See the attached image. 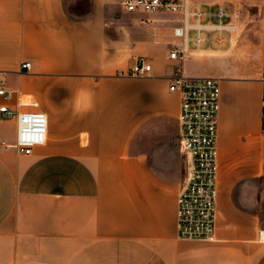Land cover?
Wrapping results in <instances>:
<instances>
[{
    "label": "crops",
    "instance_id": "crops-1",
    "mask_svg": "<svg viewBox=\"0 0 264 264\" xmlns=\"http://www.w3.org/2000/svg\"><path fill=\"white\" fill-rule=\"evenodd\" d=\"M122 1L0 0V81L14 93L0 104L18 111L33 97L49 118L25 156L17 117L0 114V264H264V0H190L244 11L239 46L220 49L224 78L199 69L211 60L199 53L219 49L181 66L169 58L168 19L117 15ZM139 57L149 77L129 75ZM178 67L221 80L214 242L179 238V189L153 166L180 150L181 97L169 90ZM79 89L92 106L74 112Z\"/></svg>",
    "mask_w": 264,
    "mask_h": 264
},
{
    "label": "built area",
    "instance_id": "built-area-1",
    "mask_svg": "<svg viewBox=\"0 0 264 264\" xmlns=\"http://www.w3.org/2000/svg\"><path fill=\"white\" fill-rule=\"evenodd\" d=\"M121 4L127 13L161 14L168 19L172 27L169 58L181 66L196 49L220 50L231 45L244 22V11L237 6H199L190 0H123ZM31 67V62L22 65L27 71ZM152 70L147 58L139 57L129 75L146 78ZM169 90L181 97L178 131L185 161L184 179L177 197L178 236L187 241L214 242L221 170V80L188 76L178 67L170 78ZM13 94L0 81V98L8 101ZM18 107L20 110L14 111L7 104H0V114L5 118L17 117L14 146L19 153L29 156L46 140L49 118L38 101L27 104L20 98Z\"/></svg>",
    "mask_w": 264,
    "mask_h": 264
},
{
    "label": "rangeland",
    "instance_id": "rangeland-1",
    "mask_svg": "<svg viewBox=\"0 0 264 264\" xmlns=\"http://www.w3.org/2000/svg\"><path fill=\"white\" fill-rule=\"evenodd\" d=\"M84 5L88 6V4H86V3H84ZM113 8L115 9L117 15L124 14L126 17L131 16V13H127L124 11L122 4H120V3L116 4ZM245 18L246 17H244V19H243L244 22H243L242 29L235 35V37L233 39L232 47L234 50L239 46V39L241 38L242 33L244 31H246V29L249 27V24L247 23ZM123 22L129 23L130 20L128 18H124ZM199 55H203L202 57L211 59V60H209V62L200 65L199 66L200 70L219 73L224 78L223 59H224L226 54L223 50H220L217 52H209V53L200 52ZM228 55H229V53H228ZM263 100H264V97H263ZM33 101H34V99H33V97H31L30 103ZM257 157H258L259 162L264 164V131H263L262 136H261L259 149L257 151ZM153 166L157 170H162L163 172H165L169 176V178H173V182L177 185V188L180 191V189L182 187V182L184 179V174H185V161H184V157H183L182 153H180V150L178 149V147H177V157L172 162H170L166 165L154 164Z\"/></svg>",
    "mask_w": 264,
    "mask_h": 264
},
{
    "label": "clouds",
    "instance_id": "clouds-1",
    "mask_svg": "<svg viewBox=\"0 0 264 264\" xmlns=\"http://www.w3.org/2000/svg\"><path fill=\"white\" fill-rule=\"evenodd\" d=\"M92 106V93L88 89H79L73 97V110L80 112Z\"/></svg>",
    "mask_w": 264,
    "mask_h": 264
}]
</instances>
